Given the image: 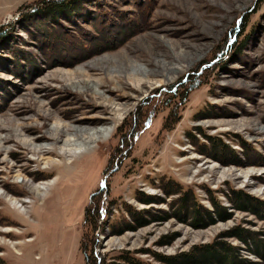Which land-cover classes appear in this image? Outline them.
Listing matches in <instances>:
<instances>
[{
    "label": "rangeland",
    "instance_id": "obj_1",
    "mask_svg": "<svg viewBox=\"0 0 264 264\" xmlns=\"http://www.w3.org/2000/svg\"><path fill=\"white\" fill-rule=\"evenodd\" d=\"M36 1L0 0V263L84 264L85 207L107 181L93 232L104 264H223L183 257L214 241L264 264V0H77L60 13ZM197 71L186 99L161 105ZM141 105L150 119L109 166ZM67 128L105 132L64 154Z\"/></svg>",
    "mask_w": 264,
    "mask_h": 264
},
{
    "label": "trees",
    "instance_id": "obj_2",
    "mask_svg": "<svg viewBox=\"0 0 264 264\" xmlns=\"http://www.w3.org/2000/svg\"><path fill=\"white\" fill-rule=\"evenodd\" d=\"M61 1L63 0H37L35 4L40 6L39 8H42L43 10L44 9L47 11L49 10L48 12L60 13L62 11H65L67 8H70L71 5L75 3V1L77 0H67V2H65V0L63 2ZM1 31L3 30H0V32ZM199 73L200 72L198 71L195 73L191 72L188 74L191 75V78L189 80L187 79L188 77L187 75L186 77L181 78L177 83H174L170 87L166 88L165 94L167 95V97L161 98L160 100L161 105L168 107V106H172V104L173 105L176 104V102L181 103L182 100L186 99L187 92L190 89V87L194 86L198 82ZM144 103L146 104L145 107H147L148 109L149 106H153L155 104V102L152 103L151 100L150 101L145 100ZM141 107H143V109H140ZM141 107L140 108L138 107V110L141 111V113H137L136 110L135 112L132 113L131 121H129L127 125L122 124L121 126H119L120 138L118 141V145L116 146V148L112 153L113 156L111 155L109 158L110 159L109 166H115L123 156L124 157L126 156L137 131L143 128L144 124L150 119V114L152 110H149L148 112L147 109L146 110L144 109V105H141ZM171 117H173L172 121H170ZM175 117L176 116L174 114V110L173 109L170 110L169 115L164 120L163 127L165 129L169 128V126H171L170 124H172L177 120L176 119L177 117L176 118ZM141 121H142V125L140 124ZM108 188L109 187L106 181L105 185L102 184L100 187L97 188V190H95L94 193L91 194L89 203L87 207H85V212L83 216V225L85 227V231L81 235L80 245H79V249L84 256V264H104L103 260L100 257H98L97 254L95 253L96 240L95 237L93 236V232L98 227L104 225V223L106 222L108 206L105 205L102 199V195L104 192L107 191ZM189 194H190L189 192L184 191L180 195V201H181L180 205L181 207L185 206L183 211L187 213L188 216L190 214L195 213L196 216L194 218H196L199 214L198 209L200 206H197V208H193L194 207L193 204H190L189 202V200L193 201V197L190 196ZM235 199L236 201L238 200L241 202L248 201L246 199L245 200L242 199L240 195H236ZM151 200L152 199H148V198L142 199L143 202H147V203L153 202ZM127 212H129L133 220L136 219L137 217L136 215L139 214V212L137 211H133V212L127 211ZM125 228H130V227L126 225ZM234 232L235 235L237 236L240 235L239 234L240 232L238 230L235 229ZM218 249L220 250L219 252ZM192 252L193 253L197 252V254H199L201 258H204L206 261L213 260L216 258H217L216 260H219V258H221L224 262L223 264H236V261H233V257L231 253H229V255L227 254V252H229V249L225 246L223 242L214 241L209 244H203L199 246L195 245L193 247V250H191V252H188L187 254L183 253L184 255L183 257L188 258L189 256L192 255ZM122 258L127 260L129 264H142L140 263V261H136L134 259L129 258L127 254L122 255ZM161 259L168 260L170 258L162 256ZM171 259L173 260L174 257H171ZM0 264H4V263H0Z\"/></svg>",
    "mask_w": 264,
    "mask_h": 264
},
{
    "label": "bare ground",
    "instance_id": "obj_3",
    "mask_svg": "<svg viewBox=\"0 0 264 264\" xmlns=\"http://www.w3.org/2000/svg\"><path fill=\"white\" fill-rule=\"evenodd\" d=\"M75 122V121H74ZM77 122V121H76ZM69 131H74L72 132L75 136V139H67V140H62V141H65L64 144V147L61 148V150H63V153L65 154L66 152L68 151H75L77 150V152H82V151H86V150H89V144H91L92 142H94L97 137H100V135H102L105 130L103 129H95L93 131H87L85 129H71V128H67ZM77 133H80L81 135V141L80 142H74L73 140H77L80 136H77ZM48 138L46 136H43V135H36L33 140L34 141H40V140H47ZM54 147H50L48 148V150L50 152H53L55 149H53ZM72 153V152H71ZM45 163L47 165H49V167L51 166H55L56 165V162H54L53 160H51L50 158H47ZM59 164H61L59 162ZM46 175V174H45Z\"/></svg>",
    "mask_w": 264,
    "mask_h": 264
}]
</instances>
